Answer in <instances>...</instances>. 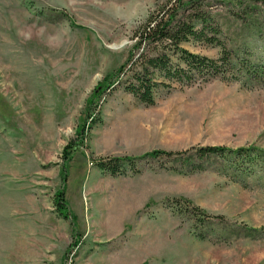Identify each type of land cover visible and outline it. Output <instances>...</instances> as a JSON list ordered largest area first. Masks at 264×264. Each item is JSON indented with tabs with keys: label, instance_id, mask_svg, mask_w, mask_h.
Listing matches in <instances>:
<instances>
[{
	"label": "rangeland",
	"instance_id": "obj_1",
	"mask_svg": "<svg viewBox=\"0 0 264 264\" xmlns=\"http://www.w3.org/2000/svg\"><path fill=\"white\" fill-rule=\"evenodd\" d=\"M170 6L0 0V264H64L73 232L53 205L61 154L97 113L102 122L87 129L66 169L64 199L80 235L66 264H264V78L234 68L227 81L161 90L152 107L114 84L87 112L96 87L127 59L134 32ZM201 10L232 56L264 66V1L206 0ZM206 146L256 148L261 157L249 175L215 158L191 172L179 161L189 153L145 157ZM106 157L145 158L136 161L140 176L113 178L94 166ZM172 199L178 213L167 207ZM185 201L211 218L195 229Z\"/></svg>",
	"mask_w": 264,
	"mask_h": 264
},
{
	"label": "trees",
	"instance_id": "obj_2",
	"mask_svg": "<svg viewBox=\"0 0 264 264\" xmlns=\"http://www.w3.org/2000/svg\"><path fill=\"white\" fill-rule=\"evenodd\" d=\"M205 1L167 0L171 5L167 12L150 14L134 32V43L125 62L114 71L113 77L108 76L104 79L103 83L106 84L105 86L102 84L103 88L98 86L93 91L91 98L88 100L87 112L91 110V106L101 96V93L111 89L114 84H117L123 92L131 95L138 103L146 107H152L156 104V99L161 90L168 93L174 84L179 87H190L198 81L206 83L217 77L227 81V73L233 72L234 68H238V74L240 73L241 76L264 78V66L262 64H256L246 59H238L226 50L218 38L220 34L218 26L210 23V17L201 10ZM187 9L189 10L188 13L181 11H187ZM185 44L217 47L221 49V54L218 59L209 58L187 50L184 47ZM112 78L115 81L107 83ZM97 114L95 119L91 114L86 116V119L90 120V124L88 126L84 124L77 129L75 139L67 143L61 154L62 189L54 194L53 205L57 216L65 221H70L73 232L72 242L67 255L63 259L64 264H66L70 250L77 247L80 240V235L75 227V219L64 199L66 169L74 148L83 142L87 129L91 130L102 122L101 116L99 113ZM257 151L256 148L231 150L219 146H206L191 147L178 153L153 151L145 157L157 159L160 156H175L179 158L189 153L190 157H187L188 159L183 158L179 161L182 165L189 162L191 172L202 171L203 166L200 163L205 159L215 158L240 174L249 175L259 163L261 156ZM145 157H106L93 161V163L99 171L110 177H126L128 175H138L141 172L136 166V161L143 160ZM173 171L180 175L189 174V172L186 173L181 170ZM170 202H167V207L178 213L180 211V200L172 199ZM187 204L191 205L188 212L195 221V229L202 227L204 221L211 218L201 208L193 206L189 202ZM214 217L221 221L224 220L222 216ZM195 236L198 240L206 239L202 233L196 232Z\"/></svg>",
	"mask_w": 264,
	"mask_h": 264
},
{
	"label": "crops",
	"instance_id": "obj_3",
	"mask_svg": "<svg viewBox=\"0 0 264 264\" xmlns=\"http://www.w3.org/2000/svg\"><path fill=\"white\" fill-rule=\"evenodd\" d=\"M140 176V173L138 174ZM138 177V176H137ZM117 178V177H116ZM148 201V197L146 198V201L144 203H146Z\"/></svg>",
	"mask_w": 264,
	"mask_h": 264
}]
</instances>
